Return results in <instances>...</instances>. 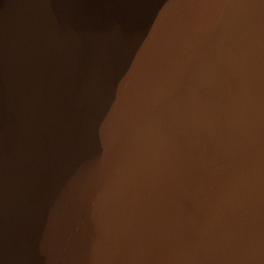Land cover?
Returning <instances> with one entry per match:
<instances>
[{
  "label": "clouds",
  "instance_id": "clouds-1",
  "mask_svg": "<svg viewBox=\"0 0 264 264\" xmlns=\"http://www.w3.org/2000/svg\"><path fill=\"white\" fill-rule=\"evenodd\" d=\"M0 264H264V0L3 3Z\"/></svg>",
  "mask_w": 264,
  "mask_h": 264
},
{
  "label": "water",
  "instance_id": "water-1",
  "mask_svg": "<svg viewBox=\"0 0 264 264\" xmlns=\"http://www.w3.org/2000/svg\"><path fill=\"white\" fill-rule=\"evenodd\" d=\"M21 0H0V10H2L3 3H19ZM127 2H134V0H127Z\"/></svg>",
  "mask_w": 264,
  "mask_h": 264
}]
</instances>
